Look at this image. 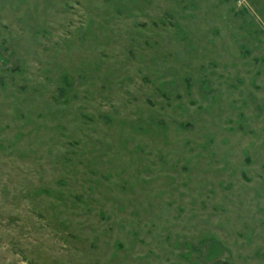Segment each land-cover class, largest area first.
<instances>
[{"label":"rangeland","instance_id":"1","mask_svg":"<svg viewBox=\"0 0 264 264\" xmlns=\"http://www.w3.org/2000/svg\"><path fill=\"white\" fill-rule=\"evenodd\" d=\"M0 264H264V0H0Z\"/></svg>","mask_w":264,"mask_h":264},{"label":"trees","instance_id":"2","mask_svg":"<svg viewBox=\"0 0 264 264\" xmlns=\"http://www.w3.org/2000/svg\"><path fill=\"white\" fill-rule=\"evenodd\" d=\"M67 78L69 79V77H68V76H65V79H67ZM67 84H69V83H67ZM61 90L64 92V90H63V89H61Z\"/></svg>","mask_w":264,"mask_h":264}]
</instances>
